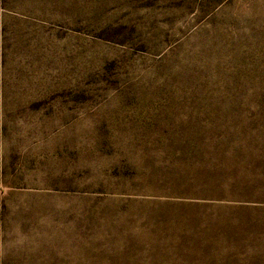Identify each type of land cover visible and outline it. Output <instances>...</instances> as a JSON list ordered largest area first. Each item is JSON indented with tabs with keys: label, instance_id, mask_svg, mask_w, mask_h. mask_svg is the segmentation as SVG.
Returning a JSON list of instances; mask_svg holds the SVG:
<instances>
[{
	"label": "rangeland",
	"instance_id": "rangeland-1",
	"mask_svg": "<svg viewBox=\"0 0 264 264\" xmlns=\"http://www.w3.org/2000/svg\"><path fill=\"white\" fill-rule=\"evenodd\" d=\"M0 264H264V0H0Z\"/></svg>",
	"mask_w": 264,
	"mask_h": 264
}]
</instances>
